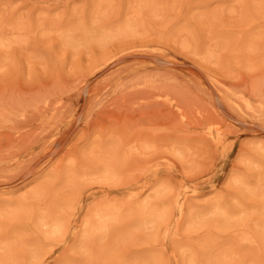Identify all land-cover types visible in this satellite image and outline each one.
Masks as SVG:
<instances>
[{"label": "rangeland", "instance_id": "obj_1", "mask_svg": "<svg viewBox=\"0 0 264 264\" xmlns=\"http://www.w3.org/2000/svg\"><path fill=\"white\" fill-rule=\"evenodd\" d=\"M0 264H264V0H0Z\"/></svg>", "mask_w": 264, "mask_h": 264}]
</instances>
